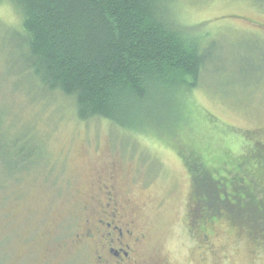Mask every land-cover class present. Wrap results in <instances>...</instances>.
<instances>
[{
	"label": "rangeland",
	"instance_id": "rangeland-1",
	"mask_svg": "<svg viewBox=\"0 0 264 264\" xmlns=\"http://www.w3.org/2000/svg\"><path fill=\"white\" fill-rule=\"evenodd\" d=\"M173 8L206 37V65L194 89L156 92L126 129L79 121L70 98L41 88L12 34L19 17L0 3V264H90L77 236L100 214L103 186L134 214L151 264H264V218L221 216L218 207L234 208L218 205L215 187H197L195 171L199 154L216 163L205 165L213 181L232 184L221 190L229 199H264L255 154V145L264 152V0ZM256 160V172L245 170ZM192 206L211 252L191 231Z\"/></svg>",
	"mask_w": 264,
	"mask_h": 264
},
{
	"label": "trees",
	"instance_id": "trees-1",
	"mask_svg": "<svg viewBox=\"0 0 264 264\" xmlns=\"http://www.w3.org/2000/svg\"><path fill=\"white\" fill-rule=\"evenodd\" d=\"M3 1L19 17V26L11 29L24 50L25 70L46 92L70 98L82 122L104 119L119 128H137L136 114L153 94H186L206 65V37L180 24L175 0ZM196 158L195 171L204 182L197 187H215L216 201L228 194L232 184L213 181L205 170L216 163ZM257 162L245 170L256 172ZM259 165L264 176V164ZM246 180L244 185H256ZM259 185L264 195V184ZM244 199L234 201L229 213L218 207L220 215L264 218V199L251 198L249 205Z\"/></svg>",
	"mask_w": 264,
	"mask_h": 264
},
{
	"label": "flooded vegetation",
	"instance_id": "flooded-vegetation-1",
	"mask_svg": "<svg viewBox=\"0 0 264 264\" xmlns=\"http://www.w3.org/2000/svg\"><path fill=\"white\" fill-rule=\"evenodd\" d=\"M107 189L103 186L104 203L99 205L100 214L97 215L95 221L92 220L86 225L83 236H77L89 246L90 264H151L140 250L144 235L138 231L134 214L125 211L115 199V195ZM219 198L218 205L224 202L232 205L234 202L226 194L219 195ZM191 217V231L200 233L202 235L200 242L208 245L209 237L201 228L202 224L196 206L191 208ZM262 239L258 242L264 241ZM208 249L211 252L210 245Z\"/></svg>",
	"mask_w": 264,
	"mask_h": 264
}]
</instances>
